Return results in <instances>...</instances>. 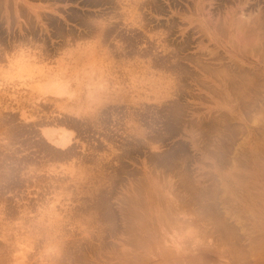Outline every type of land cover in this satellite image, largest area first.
I'll return each instance as SVG.
<instances>
[{"label":"rangeland","instance_id":"obj_1","mask_svg":"<svg viewBox=\"0 0 264 264\" xmlns=\"http://www.w3.org/2000/svg\"><path fill=\"white\" fill-rule=\"evenodd\" d=\"M0 264H264V0H0Z\"/></svg>","mask_w":264,"mask_h":264},{"label":"crops","instance_id":"obj_2","mask_svg":"<svg viewBox=\"0 0 264 264\" xmlns=\"http://www.w3.org/2000/svg\"><path fill=\"white\" fill-rule=\"evenodd\" d=\"M44 129H47V128H44ZM48 130H50V132H53L54 130H51V129H48ZM61 134H63L61 131H54L49 137V139L51 140V141H57L58 139H59V136L61 135ZM67 139H68V137H67ZM67 142H68V140H67ZM66 142V143H67Z\"/></svg>","mask_w":264,"mask_h":264},{"label":"bare ground","instance_id":"obj_3","mask_svg":"<svg viewBox=\"0 0 264 264\" xmlns=\"http://www.w3.org/2000/svg\"><path fill=\"white\" fill-rule=\"evenodd\" d=\"M239 27V26H238ZM225 28V27H224ZM238 29V28H237ZM236 29V30H237ZM225 30V29H224ZM44 86H46V84H43V86L42 87H44ZM61 137H62V135H60ZM136 188V187H135ZM140 189V188H139ZM140 195V194H139ZM139 215V214H138ZM148 225V224H147ZM128 229V228H127Z\"/></svg>","mask_w":264,"mask_h":264}]
</instances>
